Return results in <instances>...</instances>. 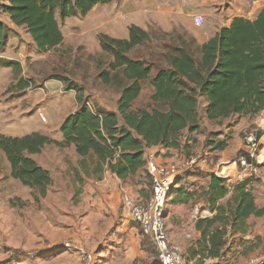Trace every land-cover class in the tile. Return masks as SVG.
I'll list each match as a JSON object with an SVG mask.
<instances>
[{"label": "trees", "instance_id": "obj_1", "mask_svg": "<svg viewBox=\"0 0 264 264\" xmlns=\"http://www.w3.org/2000/svg\"><path fill=\"white\" fill-rule=\"evenodd\" d=\"M5 7L12 24L23 29L36 50L45 53L54 50L63 41L61 25L68 18L85 17L98 4L111 0H7ZM130 25L126 39L99 34L101 54L110 58L98 78L104 85L118 91L116 110L92 112L89 106L79 107L62 121L57 141L39 132L22 137L0 134V151L9 165L10 177L30 189L34 202L45 198L52 183L50 172L33 159L46 146L60 149L73 146L79 157L74 170L78 187L74 190V203L81 193L85 178L99 181L106 171L127 183L138 174L145 180L150 197L151 178L146 169L145 150L162 147L183 150L188 158L187 143L195 142L184 134H197L201 130L200 109L204 104L205 120L220 124L230 117H256L264 110V8L255 19L234 18L228 27L218 29L207 41L199 44L189 33L173 38L169 45L156 47L159 62L150 80L152 108L132 110L133 102L141 95L142 82L149 80L151 62L145 57L132 58L131 53L151 44L153 30ZM11 29L0 21V50L7 45ZM101 63L100 60L97 61ZM0 67L11 68L14 83L6 93L31 87L22 77L20 63L0 59ZM67 91L75 92L80 105L81 89L67 79L60 78ZM221 135V134H219ZM209 133L205 146L210 151H224L226 139L216 140ZM258 137H261L259 131ZM214 138V139H213ZM180 181H178L179 183ZM252 180L243 179L228 183L227 179L209 175L206 189H201L210 217L199 218L195 230L199 234L186 251L185 261L205 264L220 259L226 248V236H243L248 233L247 220L263 217L264 208H258L250 187ZM177 183V184H178ZM144 190V189H142ZM140 190L139 193L143 191ZM173 190V188H172ZM172 204H187L195 196L179 187L172 191ZM146 198L145 201L148 199ZM141 201V202H145ZM153 264H159L154 260Z\"/></svg>", "mask_w": 264, "mask_h": 264}, {"label": "crops", "instance_id": "obj_2", "mask_svg": "<svg viewBox=\"0 0 264 264\" xmlns=\"http://www.w3.org/2000/svg\"><path fill=\"white\" fill-rule=\"evenodd\" d=\"M263 8L264 0H111L108 4L94 6L83 18L73 17L66 19L61 25L64 39L60 45L51 51L59 50L60 46L66 40H69L71 42L70 45L77 44V46L84 48L89 53L99 54L101 53L98 41L99 34L116 39H126L130 25H135L144 31H148L152 26L160 27L166 31H170L174 27H182L180 29L189 32L199 44H202L212 37L218 29L228 27L234 18L242 17L253 20ZM194 16L203 17L205 24L195 29L196 27L193 25ZM1 21L11 29V33L6 47L4 50H0V59L18 62L23 69L27 61L31 64L45 58V55L51 52L42 53L36 50L28 34L23 29L14 26L9 16L3 17ZM12 83H14L12 69L0 67V134L10 137L27 135L26 132H20L19 126H22L21 121L30 112L34 111V115H37L38 111L43 109L48 114V109L51 108L52 104H58L60 94L73 92L66 89L64 91L61 84L52 86L46 84L43 89L40 88L42 93L37 97L40 98L37 102L41 106L34 110L25 107L23 103V100L28 98L29 88L6 93L9 85ZM117 99L118 96H116V102ZM114 111L112 110L111 112ZM58 112H60L59 109ZM15 118L20 119L19 124L13 123ZM250 123L255 124L256 127L253 128L263 130L264 110L254 117ZM241 127L242 124L234 127L233 138L228 142V147L224 151H209V147L205 146L207 136L203 135L201 131L197 134H184V141L186 136L192 137L195 140V142L189 141L187 143L189 146L187 151L189 153L204 152L205 161L201 163L199 169L201 172L205 171L212 174L215 169L225 165L224 168L227 169L225 175H228V183H235L245 179L241 175L245 171H242V168L237 164L238 158L236 160L232 158L237 150H243V140L237 138V132ZM37 131L33 130L29 134ZM51 138L60 141L61 134L51 136ZM202 142H204L203 145L201 144ZM43 153H46L47 160L41 158V154ZM261 154L264 160V145L261 146ZM183 156H185V153L182 149L167 150L162 147L148 148L144 154L146 161L153 159L158 164L169 163L176 160V157L182 158ZM211 156L218 157L219 159L216 161ZM3 157L4 154L0 151V161L3 160ZM32 159L42 168L48 170L51 175L52 168L55 166L61 174L69 179H71L70 175L72 173L69 171V168L76 167L79 161V157L74 152L73 146L64 149L46 146L40 154L33 155ZM5 164L6 170H0V184H2L0 192L6 182H18L10 177L9 166L7 163ZM263 164L264 161L259 166V172L256 175L258 181H252L250 184L255 204L258 208H264V172L261 171ZM196 172L187 178L190 184L197 180L198 173ZM214 174L216 176L219 175L217 173ZM81 177L84 181L81 186V193L77 197V202H80V205L84 206L85 211L82 214L78 213L73 225L79 231V225L83 224L80 217L86 215L84 219L87 221V232L94 235L96 239H86L88 234L84 238V234L80 231V234H76L73 231L66 232L65 237L68 240L62 239L65 242L60 247L73 252L77 256L79 264H153L155 259L149 254L141 240L144 237L141 230L127 218L124 211H120V197L128 192L132 196L130 192L133 189L109 171H106L103 178L99 181L85 178L83 175ZM208 181L209 175L206 185L202 189H206ZM76 185L78 187L77 183ZM179 186H184V182L178 183L175 187L179 188ZM74 190L73 188L72 191ZM185 190L192 192L188 188H185ZM173 196V192L172 194L170 193L169 199L173 198ZM182 205L185 204H170L166 208V211H185L180 208ZM187 211H195V209ZM202 211L208 210L204 209ZM258 219L262 220L259 221ZM247 224L249 225L248 233L241 236L242 239L248 241V244L256 242L263 244L264 216L259 218L250 217L247 220ZM106 233L109 234V237L101 238V234ZM196 234L194 240H197L199 237L197 232ZM168 236L170 243L177 248L188 249L192 246V243L185 244L180 235L174 230L170 229ZM46 242L44 241L41 245L44 253L53 250L54 248L51 245L58 244L60 241H58V237L50 236V241ZM64 243L69 244V249L63 247ZM229 255L225 249L223 261L219 259L210 261L215 262V264H228ZM86 256H89V258L86 259Z\"/></svg>", "mask_w": 264, "mask_h": 264}, {"label": "rangeland", "instance_id": "obj_3", "mask_svg": "<svg viewBox=\"0 0 264 264\" xmlns=\"http://www.w3.org/2000/svg\"><path fill=\"white\" fill-rule=\"evenodd\" d=\"M156 27L152 28L153 37L151 44L142 46L131 53L132 58L145 57L151 62L149 80L142 82L143 89L141 95L133 102L132 110L152 108L153 105L150 100L152 93L150 80L156 71V63L160 62L159 64L162 66L166 65L162 59L157 62L158 58L154 53L156 52L157 46L161 47L164 43L169 45L170 40L173 39L166 36L163 37L157 32ZM180 28L182 27H174L170 31L160 29L164 32L172 31L171 35L173 38L180 36L186 38V33L189 32ZM70 43L69 40H66L64 44L60 46L61 48H59V50L48 52L45 58L31 64L27 61V64L23 66L25 71L22 72V77L31 83V87H29L28 90V98L23 100V103L25 107L36 110L41 106V104L37 102L40 99L37 98L38 95L42 93L40 88L43 89L46 84L51 86L61 84L65 91V83L59 80L63 78L67 79L72 85H75V87L81 89L82 100L80 105L75 99L76 91L74 92L72 90V93L60 94L58 104H52L51 108L48 109V114L42 109L38 111L37 115H34V111L26 115L21 121L22 126H19L20 132L29 134V132L33 130H38L37 132L49 135V137L56 136L60 133L59 128L62 121L67 115L77 111L79 107L81 108L87 105L92 112H111L112 110H116V96H118V91L114 87L104 85L98 78L99 72L106 67V63L110 61V58L101 53H89L84 48L77 46V44L70 45ZM98 60L101 61L100 64H98ZM203 105L204 104H202L200 109V114L202 116L200 131L207 137H209V133H214V135H216L214 136L216 140L226 139L229 142L233 138L232 134L234 132V127L238 124H242V127L237 132V138L242 140V131H244V129L256 127L255 124L250 123L254 117L234 116L223 120L221 125L207 122L205 118H203ZM56 107L57 109L55 110ZM58 109L60 112H58ZM41 116H43L45 120H43ZM19 120V118H15L13 123L16 124ZM260 132L262 136V146L264 145V128L260 130ZM201 144L203 145L204 142ZM50 147L55 146L51 145ZM46 153L41 154L42 159H48ZM195 154L204 156L203 151H198L188 154L187 157ZM241 154L242 150H237L232 156L233 160H236ZM211 157L216 161L219 159L215 156ZM176 159L178 160L179 158L176 157ZM215 160L214 162H216ZM5 163H7V161L5 157H3V160L0 161L1 171H4V169L6 170ZM77 166L78 162L76 167L69 168V171L72 172L70 175L71 179L61 174L54 166L52 168V175L50 173L52 183L48 188L49 192L46 194L45 198L37 203L33 201L30 195V189L22 186L19 182H6L5 185H3V189L0 192V264H79L78 258L73 252L60 247L61 244L65 242L62 239L68 240V238L65 237L66 232L73 231L76 234H80L81 232L84 234V238L85 235L88 234L87 221L84 219L86 215L80 217V220L83 222V224L79 225L80 232L77 231L73 225L78 213L82 214L83 211H85L84 206H81L80 202L74 203V191H72V189L77 187L74 180V170ZM224 166L225 165H222L215 169L214 173L219 175L226 174L227 169H225ZM200 167L201 166L192 171H188L179 180V183L184 182V186L179 187L183 189L188 188L190 191L196 193L191 202L187 203L188 205L185 204L180 206V208L185 211L165 210V226L167 233L170 229L174 230L180 235V238L185 244L192 243L193 245L196 241L194 240L195 235H197L195 230L196 220L211 216L209 211H202L206 209V204L200 193L201 189L206 185L210 173L205 171L201 172L199 170ZM261 171L264 172V164ZM195 172L198 173L197 180L190 184L187 178L191 177ZM251 180L258 181L257 176ZM127 184L133 189L130 192L133 199L136 201L146 200L148 187L145 185L143 177L138 174L129 180ZM1 187L2 184H0V189ZM177 188L178 187L173 188L172 191ZM140 190L143 192L139 193ZM122 197H120V211H124L129 219L127 211L122 204ZM170 199L166 202V208L168 205L172 204V200ZM192 209H195V211H187ZM258 220L261 221L262 219ZM50 236L58 237V241L60 242L51 245L54 249L44 253L41 245L44 241L45 243H47L46 241H50ZM104 237L108 238L109 234H101V238ZM86 239L93 240L96 239V237L92 234H88ZM141 240L146 246L149 254L157 260L156 251L149 239L144 236ZM178 249L185 260L187 248ZM225 249L226 252L230 254L228 256V264H247V262L250 264L251 260L260 258L264 255V243L256 242L248 244V241L242 239L241 236L231 237L227 235ZM187 264L193 263L190 262ZM205 264H215V262L207 260Z\"/></svg>", "mask_w": 264, "mask_h": 264}, {"label": "built area", "instance_id": "obj_4", "mask_svg": "<svg viewBox=\"0 0 264 264\" xmlns=\"http://www.w3.org/2000/svg\"><path fill=\"white\" fill-rule=\"evenodd\" d=\"M7 5V0H0V21L3 17L9 16L5 10ZM204 24L203 17H193V25L196 28H200ZM41 117L45 120L43 116ZM259 131L257 128L243 131V150L237 159L238 166L242 168V171H245L241 173L243 178H254L259 172V166L264 161L261 154V137H258ZM204 156L195 154L188 158H179L161 164L156 163L153 159H148L146 169L151 178L149 199L141 202L136 201L127 193L123 194L122 204L130 221L137 225L142 234L149 239L156 251L159 264H187L179 249L169 241L165 226L166 202L172 188L188 171L199 167L205 161ZM217 176L228 179V175L225 174ZM63 247L69 249V244L64 243ZM88 258L89 256H86V259ZM219 260L223 261V257ZM250 264H264V255L251 260Z\"/></svg>", "mask_w": 264, "mask_h": 264}]
</instances>
